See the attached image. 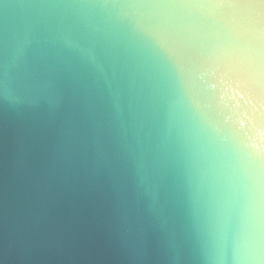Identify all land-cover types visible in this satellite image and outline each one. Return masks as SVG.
Here are the masks:
<instances>
[{"label":"water","instance_id":"95a60500","mask_svg":"<svg viewBox=\"0 0 264 264\" xmlns=\"http://www.w3.org/2000/svg\"><path fill=\"white\" fill-rule=\"evenodd\" d=\"M0 264H264V0H0Z\"/></svg>","mask_w":264,"mask_h":264}]
</instances>
